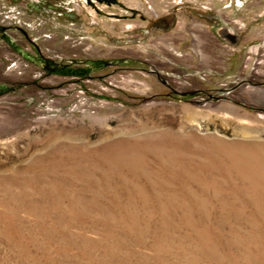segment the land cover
Instances as JSON below:
<instances>
[{
  "label": "rangeland",
  "instance_id": "1",
  "mask_svg": "<svg viewBox=\"0 0 264 264\" xmlns=\"http://www.w3.org/2000/svg\"><path fill=\"white\" fill-rule=\"evenodd\" d=\"M262 170L264 0H0V264H264Z\"/></svg>",
  "mask_w": 264,
  "mask_h": 264
},
{
  "label": "bare ground",
  "instance_id": "2",
  "mask_svg": "<svg viewBox=\"0 0 264 264\" xmlns=\"http://www.w3.org/2000/svg\"><path fill=\"white\" fill-rule=\"evenodd\" d=\"M182 145H187L185 140L182 139L181 140ZM166 150V156H168V163H167V169H168V176L172 179V180H178L180 179V177L182 176V174L179 173V171L177 170V165H176V159L175 157H180L181 153L183 152V150L181 149H173V150ZM239 153L238 154H232L229 158V161H233L231 163L233 164H228V165H223L222 169L219 172V175L221 176H225L227 173H229V169L232 167L235 169L236 174L237 175H241V176H245V172L247 170L246 167H244L241 164V160H248L250 162H258L260 161L261 158V154H263L260 150V147L257 145H241L238 147ZM149 151V148L147 147L142 155V158L145 157V155L147 154V152ZM153 151V149L151 150ZM189 160L192 158L189 154ZM106 158L107 163H115V162H121L122 164H124L125 166H128L130 168V171L134 172L135 175H139L138 172H136V168L133 166H129L127 165V159H129V156L127 154H125V152H122L121 154V158L119 157V155H117V153H112L108 156H104L102 159ZM122 159V160H121ZM235 162V163H234ZM205 166H207L208 164H204ZM262 165V164H261ZM260 165V166H261ZM254 166V165H253ZM257 167V166H256ZM263 167V166H261ZM146 169H148L151 172V178L158 176L159 174H161V172H159V169L153 168V167H145ZM246 169V170H245ZM258 169V168H257ZM264 171V170H262ZM142 176L147 177L145 174L140 173ZM210 174V173H209ZM207 174V176L209 175ZM216 174V173H215ZM232 175V174H231ZM264 175V174H263ZM251 176V175H250ZM209 179L208 181L211 183H213V178L211 177V174L208 176ZM218 177V176H217ZM238 177V176H237ZM252 177V176H251ZM149 178V177H147ZM219 178V177H218ZM231 178V177H230ZM212 179V180H211ZM222 179V178H221ZM217 180V178H216ZM225 180V179H223ZM207 181V180H206ZM205 181V182H206ZM256 181V180H255ZM226 182V181H225ZM232 182V181H231ZM253 182V181H252ZM251 182V183H252ZM227 183V182H226ZM243 183V182H242ZM203 184V183H201ZM246 184V183H245ZM215 186V185H214ZM242 187V186H241ZM253 187V186H252ZM261 188V186H259ZM264 187V186H263ZM262 187V189H263ZM216 188V187H215ZM222 188V187H221ZM220 188V189H221ZM243 188V187H242ZM225 189V188H224ZM231 190V189H230ZM234 190V189H233ZM222 191V190H221ZM240 193V192H239ZM243 194V193H242ZM236 197V196H235ZM239 201V200H238ZM243 203V202H242ZM235 204V203H234ZM236 206V205H235ZM240 207V206H239ZM223 208V207H222ZM241 210V209H240ZM260 214V213H259Z\"/></svg>",
  "mask_w": 264,
  "mask_h": 264
},
{
  "label": "crops",
  "instance_id": "3",
  "mask_svg": "<svg viewBox=\"0 0 264 264\" xmlns=\"http://www.w3.org/2000/svg\"><path fill=\"white\" fill-rule=\"evenodd\" d=\"M259 34H260V31H259V29H258V31L256 32V36L259 35Z\"/></svg>",
  "mask_w": 264,
  "mask_h": 264
},
{
  "label": "built area",
  "instance_id": "4",
  "mask_svg": "<svg viewBox=\"0 0 264 264\" xmlns=\"http://www.w3.org/2000/svg\"><path fill=\"white\" fill-rule=\"evenodd\" d=\"M239 3H240V2H239ZM242 5H243V4H242V3H240L238 6H239V7H242Z\"/></svg>",
  "mask_w": 264,
  "mask_h": 264
}]
</instances>
